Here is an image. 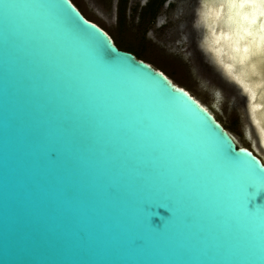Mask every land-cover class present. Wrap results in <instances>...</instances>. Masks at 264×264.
<instances>
[{
  "label": "water",
  "instance_id": "obj_1",
  "mask_svg": "<svg viewBox=\"0 0 264 264\" xmlns=\"http://www.w3.org/2000/svg\"><path fill=\"white\" fill-rule=\"evenodd\" d=\"M181 90L70 0H0V264H264V163Z\"/></svg>",
  "mask_w": 264,
  "mask_h": 264
},
{
  "label": "rangeland",
  "instance_id": "obj_2",
  "mask_svg": "<svg viewBox=\"0 0 264 264\" xmlns=\"http://www.w3.org/2000/svg\"><path fill=\"white\" fill-rule=\"evenodd\" d=\"M73 1L88 20L106 30L116 46L131 50L137 58L149 63L174 84L187 90L212 111L217 121L235 136L238 145L250 149L264 162L261 156L262 150L257 143L254 144L256 138L251 126L248 125L255 142L253 143L244 133L246 104L244 101H235L226 82H220L215 77L212 71H217L219 74V70L210 69L206 60L210 58V54L205 56L202 54L194 44L195 30L186 27L189 21L194 20L196 12L192 15L194 11L192 9L197 6L196 0H179L181 3L178 5L179 13L177 9L173 12L169 3L177 0H168L158 11H153L151 14L143 13L147 0H127L124 15L120 19L115 7L110 13L100 6L98 0ZM180 27L185 31H181L182 29L179 31ZM209 50L214 52L211 43ZM262 67L261 74L264 73V65ZM210 80L222 83L225 93L216 92V84L214 85ZM253 81L260 82L261 76H254ZM259 92L264 93V89Z\"/></svg>",
  "mask_w": 264,
  "mask_h": 264
},
{
  "label": "bare ground",
  "instance_id": "obj_3",
  "mask_svg": "<svg viewBox=\"0 0 264 264\" xmlns=\"http://www.w3.org/2000/svg\"><path fill=\"white\" fill-rule=\"evenodd\" d=\"M209 1L208 4V20L211 26H209L211 35L210 38L212 40L211 44L213 45V50L215 52V56L217 57V60L222 63V65L226 68V71L233 76L235 79L234 81L238 82V84L242 87L241 89L246 92V95L248 96L247 101V109L249 113V122L248 119L247 123L244 125V133L245 136H247L249 139H252V142L254 144H258L259 148L262 150L261 155L264 159V109L263 104V94L262 92H259L262 88H253L252 85L259 84L260 82L253 81L254 76H261V72L263 71L262 64L260 63V58L257 56H251L247 60L244 61L243 64L240 63V57L243 55L241 52H236L234 49L239 48L243 49L245 47V44L243 41H241L239 44H232L229 45L227 41H229L233 34L239 30L244 34V40L247 41L251 39L246 33H243V29H247L249 32L255 31L257 28V25L259 23V17H257V23H250L253 18V9L247 6L249 0H240V2L245 3L246 6L242 9H228L225 7H221V0H207ZM256 13H264V5H261L260 7L255 9ZM201 16H205L202 15ZM205 19V18H204ZM203 19V20H204ZM90 21V20H89ZM92 22V21H91ZM94 23V22H93ZM96 24V23H95ZM97 25V24H96ZM204 28H206V26ZM98 26V25H97ZM207 26V34L205 35V41L204 44L207 45L208 53L211 57V62H209V67L211 70L217 69L219 64L215 60L214 52L209 50V30ZM101 28V27H100ZM102 29V28H101ZM110 37V36H109ZM198 39V37H195V40ZM200 44V41H199ZM214 63V64H213ZM212 67V68H211ZM222 68V67H221ZM159 71V70H158ZM161 72V71H160ZM214 73V71H212ZM162 73V72H161ZM226 73V72H225ZM227 73V74H228ZM163 74V73H162ZM164 75V74H163ZM217 78L219 79V74L217 73ZM229 75V77H230ZM168 81L173 84L177 88H181L184 90L188 95H190L197 103H199L201 106L206 108L210 114L213 116L215 120H217L212 111L204 104H202L200 101H198L195 97H193L191 94L188 93L184 88L179 87L178 85L174 84L166 75H164ZM228 77V78H229ZM220 82H222L219 79ZM218 82H212L214 85H220L222 83ZM227 86V84H226ZM264 89V88H263ZM221 90L223 92V88L221 86ZM230 90V89H229ZM235 98V101L239 102L237 100L236 95H233ZM240 104V103H238ZM249 123L251 125H249ZM253 129L254 137L256 138L255 141L252 138L249 127ZM228 132V131H227ZM231 137L235 140L237 143V139L235 136H233L230 132H228ZM251 141V140H250ZM251 145V144H250ZM243 147V146H240ZM245 149H248L246 147H243ZM252 149V148H251ZM250 150V149H248ZM255 150V149H254ZM251 151V150H250ZM253 152V151H252ZM260 152V151H259ZM262 161V160H261ZM263 162V161H262Z\"/></svg>",
  "mask_w": 264,
  "mask_h": 264
},
{
  "label": "flooded vegetation",
  "instance_id": "obj_4",
  "mask_svg": "<svg viewBox=\"0 0 264 264\" xmlns=\"http://www.w3.org/2000/svg\"><path fill=\"white\" fill-rule=\"evenodd\" d=\"M71 3L79 10V12L84 16V14L81 12V10L79 9V7L74 3L73 0H70ZM100 2V6H102V8L104 10H107L109 11L110 13L113 12V9L114 7L116 8V12H117V16L118 18L120 19L121 16L124 15V10L126 9V3H127V0H98ZM168 0H147L146 4H145V8L143 13L145 14H151L153 11H158V9L164 5L165 2H167ZM180 1L177 0L175 2H169L171 4V8H172V11L175 12V10L177 9V13H179L180 11V8L178 7V5H181V3H179ZM208 4H209V1L207 0H196V3L195 7H193L192 10V15H193V12L195 13L194 14V24H193V21L192 22H188V29L189 28H193L195 30V37L198 39L195 40L194 38V44L197 46V48H199V50H201L202 54L205 56L206 54H209L207 49V45L204 44V41L206 40L205 39V35L207 34V26L209 25L210 28L212 25H210L209 23V20H208V17H209V12H208ZM183 5V4H182ZM195 8V9H194ZM174 14V13H173ZM202 15H205V16H201ZM85 17V16H84ZM86 18V17H85ZM205 18V19H204ZM87 19V18H86ZM189 19V18H188ZM204 19V20H203ZM208 24V25H207ZM206 26V28H204ZM184 26V28H185ZM208 26V32H209V37H207L210 41V43L212 42L211 38H210V35H211V31H210V28ZM184 28L180 27L178 28V30L180 31H185ZM111 38V37H110ZM199 41H200V44H199ZM114 42V41H113ZM118 47V46H117ZM120 48V47H118ZM122 49V48H120ZM124 50H127V51H130L132 54H134V52H132L131 50L129 49H124ZM135 55V54H134ZM214 57H215V60L217 61V63L219 64V66L217 67L218 68V72H219V79L222 81V82H226L227 84V87L230 89L231 91V95H236L237 97V100L243 102L246 104V115L244 117H246L248 119V122H249V113H248V109H247V104H248V101H247V95H246V92L243 91L241 88V86L238 84V82L234 81L235 79L233 78V76L231 77V75L226 71V68L222 65V63H220L218 60H217V57L215 56V52H214ZM207 62H211V57L210 58H206ZM212 63V62H211ZM214 64V63H213ZM209 65V64H208ZM222 67V68H221ZM212 68V67H211ZM226 72V73H225ZM228 73V74H227ZM214 75L215 77H217V71L215 72L214 71ZM230 75V77H229ZM229 77V78H228ZM210 82H215V81H211ZM217 89V90H216ZM225 89V88H224ZM215 90L216 92H219V91H222L221 90V86L220 85H215ZM187 91V90H186ZM223 92L225 93V91L223 90ZM243 99V100H242ZM246 118L244 119V122L247 123V120ZM244 123V125H245ZM249 125H251L249 123ZM244 129V127H243ZM256 154V153H255ZM257 155V154H256ZM259 157V156H258ZM264 163V162H263Z\"/></svg>",
  "mask_w": 264,
  "mask_h": 264
},
{
  "label": "snow or ice",
  "instance_id": "obj_5",
  "mask_svg": "<svg viewBox=\"0 0 264 264\" xmlns=\"http://www.w3.org/2000/svg\"><path fill=\"white\" fill-rule=\"evenodd\" d=\"M264 5V0H249L247 6L253 9V18L250 23H257V17H259V23L255 31L249 32L247 29H243V33H246L251 39L245 41L244 34L237 30L232 38L227 41L229 45L239 44L241 41L244 42L245 47L241 50L239 48L234 49L236 52H241L243 55L240 57V63L243 64L251 56H257L260 58V63L264 65V13H256L255 9ZM246 6L245 3L240 2V0H221V7L228 9H242ZM253 88H264V73L261 74V81L259 84L252 85ZM182 91V90H181ZM225 154L227 157H231L230 149L225 148ZM245 191L247 193V207L250 211L254 210L257 206L264 204L262 201L256 204V198L261 194H264V174L261 175V180L257 182H249L245 185ZM253 203V207H249V203ZM149 206L145 204V209L147 210Z\"/></svg>",
  "mask_w": 264,
  "mask_h": 264
}]
</instances>
